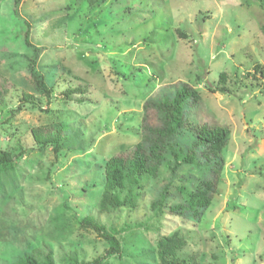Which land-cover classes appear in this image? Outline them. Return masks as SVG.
Instances as JSON below:
<instances>
[{
  "label": "rangeland",
  "instance_id": "obj_1",
  "mask_svg": "<svg viewBox=\"0 0 264 264\" xmlns=\"http://www.w3.org/2000/svg\"><path fill=\"white\" fill-rule=\"evenodd\" d=\"M14 11V0H0V148L20 145L24 155L0 176V264L36 250H51L55 264L73 254L88 263L157 264L154 243L173 231L188 239L185 255H197L199 264H264V81L244 77L255 64L264 67L258 2L20 0ZM25 24L32 48L24 43ZM31 62L51 93L37 90ZM221 72L229 94L206 88ZM182 84L198 90L200 102L186 106L189 125L174 144L185 153L196 141L191 129L204 124L229 131L211 206L199 220L169 210L184 204L181 187L192 191L213 175L196 149L199 165L183 164L174 174L162 166L157 179L143 180L135 210L99 213L105 161L139 141L144 103ZM78 87L81 102L58 111L62 92ZM23 93L41 109L51 102L52 112L31 103L15 112ZM44 119L64 123L69 151L57 161L31 141L30 129ZM165 185V214L154 221L149 205ZM86 216L106 230L124 229L119 254L104 257L107 244L80 227Z\"/></svg>",
  "mask_w": 264,
  "mask_h": 264
},
{
  "label": "trees",
  "instance_id": "obj_2",
  "mask_svg": "<svg viewBox=\"0 0 264 264\" xmlns=\"http://www.w3.org/2000/svg\"><path fill=\"white\" fill-rule=\"evenodd\" d=\"M256 1L258 2V8L264 11V0ZM19 2L20 0H14L15 14ZM25 25L27 31L24 33V43L26 47L32 48L28 42V25ZM261 32L264 34V25L261 27ZM176 34L186 38L183 32L176 31ZM28 73L40 93H51L53 88H47L44 78L36 73L33 62L30 63ZM256 75H259V78L264 81V67L259 63L253 66L251 75L247 73L244 77H252L255 80ZM227 82L228 76L225 72H221L218 75L216 86L213 89L206 88L212 93L229 94L226 87ZM259 85L260 92L264 93V85L260 83ZM4 93L0 92V100L2 101L6 96ZM80 93H82L80 87L62 92V98L57 103L58 111L61 110V104L68 106L69 102L72 101L81 102V99L75 97ZM32 98V95L23 93L15 112H20L24 107L23 104L31 103ZM199 102L200 94L198 90L187 84H182L175 90L173 95H162V97L150 99L144 103L139 141L130 150L113 156L104 163V186L98 203L99 213L116 216L122 210H135L139 192L143 189V180L157 179L162 166H165L171 174H174L183 164L199 165L196 149H200L202 150L200 159L204 160V164L210 166L212 177L206 181H201L192 191H187V189L181 187L179 191L184 196V204L169 207V210L178 214L186 211L194 219L199 220L202 218V212L212 204V194L222 170L219 155L227 144L229 131L222 127H209L204 124L191 129L196 141L188 151L184 153L182 148L175 145L173 140L182 129L189 125L185 117L186 106L195 107ZM31 105L34 104L31 103ZM47 105L49 108L47 106L45 109H41L36 104L37 108L42 110L40 112L48 114L52 112L51 102ZM148 111L152 112L154 122H149ZM13 114L14 112L11 116ZM51 120H45L42 126L32 127L30 135L31 141L38 152L48 148L51 150L54 160L57 161L62 152H67L69 149H64V123L55 119ZM7 147L8 145L0 148V176L13 172L15 161L24 155V149L20 145L16 150L11 147V151ZM15 151L17 155L13 153ZM166 155H169L171 159H167ZM168 186L165 185L158 198L149 205L154 221L160 220L165 214L164 208L166 207ZM80 227L83 230L95 232L96 236L107 244L108 248L105 250L104 257L119 254V238L124 231L123 228L110 227L106 230L93 216L83 217L80 221ZM135 227H140V224L138 223ZM187 240L181 231H173L167 236H160L154 243V258L157 264H199L197 255H185ZM102 259L97 258L88 263L79 260L78 255L73 254L72 256L67 255L65 262L66 264H101ZM13 264H55V262L51 250L45 252L36 250L30 254L24 253Z\"/></svg>",
  "mask_w": 264,
  "mask_h": 264
}]
</instances>
